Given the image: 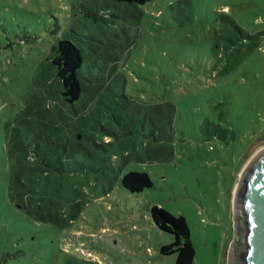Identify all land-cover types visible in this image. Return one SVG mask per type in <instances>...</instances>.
Listing matches in <instances>:
<instances>
[{
  "label": "rangeland",
  "instance_id": "374dc122",
  "mask_svg": "<svg viewBox=\"0 0 264 264\" xmlns=\"http://www.w3.org/2000/svg\"><path fill=\"white\" fill-rule=\"evenodd\" d=\"M152 1L154 7L148 0L145 7L153 14L157 5L176 2ZM193 1L194 32L152 19L122 62L130 68L135 96L177 106L172 152L133 137L124 166L121 157L113 158L105 174L53 182L62 194L54 199L57 208L67 216L76 213L60 227L30 222L10 200L8 136L36 71L52 56L64 28L74 26L85 36L93 25L76 15L75 0H0V262L176 264L175 255L161 254L174 236L154 222L151 208L158 206L185 218L196 249L193 264H229L237 239L238 177L264 147V38L230 46L218 27L207 24L206 13L218 0ZM223 2L238 6L234 16L245 32H264V0ZM131 170L147 172L152 186L141 193L125 189L121 178Z\"/></svg>",
  "mask_w": 264,
  "mask_h": 264
},
{
  "label": "trees",
  "instance_id": "16d2710c",
  "mask_svg": "<svg viewBox=\"0 0 264 264\" xmlns=\"http://www.w3.org/2000/svg\"><path fill=\"white\" fill-rule=\"evenodd\" d=\"M145 1L75 0L76 15L89 20L93 32L83 36L74 26L65 27L52 56L36 71L24 104L10 125L6 155L8 195L30 222L63 227L73 219L74 211L67 216L57 208L54 199L62 194L58 185L52 188L53 182L80 174H105L113 158L121 157L124 166L133 137L144 136L172 152L177 106L135 96L130 68L122 62L152 19L166 20L169 26H188L187 32H194L195 4L193 0H176L157 5V14H153L146 10ZM223 1L208 10L207 24L218 27L230 46L264 38V32H245L234 16L238 6L233 9ZM147 4L154 7L152 0ZM224 7L228 9H221ZM58 28L59 23L54 32ZM219 42L215 41L216 48ZM121 182L131 193H141L153 184L147 172L136 170L123 174ZM151 215L161 230L174 236L172 243L161 247V254L175 255L176 264H193L196 249L185 218L158 206L151 208Z\"/></svg>",
  "mask_w": 264,
  "mask_h": 264
},
{
  "label": "water",
  "instance_id": "95a60500",
  "mask_svg": "<svg viewBox=\"0 0 264 264\" xmlns=\"http://www.w3.org/2000/svg\"><path fill=\"white\" fill-rule=\"evenodd\" d=\"M236 237L229 264H264V147L242 169L234 195Z\"/></svg>",
  "mask_w": 264,
  "mask_h": 264
}]
</instances>
